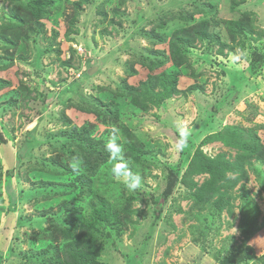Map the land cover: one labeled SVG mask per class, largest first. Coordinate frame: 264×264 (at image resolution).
I'll return each mask as SVG.
<instances>
[{
  "label": "rangeland",
  "instance_id": "obj_1",
  "mask_svg": "<svg viewBox=\"0 0 264 264\" xmlns=\"http://www.w3.org/2000/svg\"><path fill=\"white\" fill-rule=\"evenodd\" d=\"M30 1L0 0V264H62L84 226L87 264H261L264 0H54L38 18ZM230 126L245 151L200 144ZM113 136L137 193L113 175ZM199 147L241 169L194 177L195 195L180 178Z\"/></svg>",
  "mask_w": 264,
  "mask_h": 264
},
{
  "label": "trees",
  "instance_id": "obj_2",
  "mask_svg": "<svg viewBox=\"0 0 264 264\" xmlns=\"http://www.w3.org/2000/svg\"><path fill=\"white\" fill-rule=\"evenodd\" d=\"M243 2V0H240V2ZM54 4V0H31L29 3L26 4H20L19 6L24 7L30 13L34 18H38L42 14L46 13L47 8L51 7ZM238 1H234L232 4V7L237 5ZM237 27V25H234ZM2 28V27H0ZM180 30H176L175 33L171 36L172 41H170L171 48L175 49V52H179V46L178 44H183L185 43L186 46L191 47V42L189 40H186L181 37L180 35ZM1 35V34H0ZM3 41L6 43H10L7 39V37H3ZM196 38L199 41H203L206 39H213L217 40V43L219 45L217 54L219 56H223L224 54V49L229 46L225 43L219 42L218 37H216L215 34L209 32V31H198ZM157 39L161 40V36H158ZM176 41V42H175ZM178 42V43H177ZM230 51V50H229ZM91 67L90 69H92ZM87 69L86 71H88ZM85 71V73H86ZM144 91H147V89L144 88ZM153 97L158 98V93H153L152 91H148ZM173 92H175V85L170 89L167 93V96H170ZM155 101V100H154ZM154 104H157L154 102ZM227 131L225 132H217L211 135H208L201 141L200 144L205 145L206 143H210L213 140L214 141H219L222 142L225 146L228 147H236L237 149L241 151H245L243 145H240L236 142L235 136L237 135V130L233 129L231 126L225 128ZM79 135L81 137H86V131L82 130ZM86 140L89 143L96 144V145H101L103 141H96L92 138L87 137ZM95 145V146H96ZM202 146V145H201ZM96 157L98 154H95ZM101 157V156H100ZM96 160V159H94ZM96 161H94L95 163ZM241 169V165L238 163H229L227 160H225V156L223 154H218L214 158H210L207 156L203 150L199 147L195 150L193 153L192 157L189 159L187 166L180 178V183L185 189L189 191H193L195 195H198L199 192H203L202 188L194 181V177L200 176V175H207L208 176V182L210 184V187L213 189L216 187L220 182H225V183H230L229 179L227 177V173H236L237 170ZM86 185L89 184V179L83 178L81 179ZM205 191V190H204ZM224 196V195H222ZM218 199V201H217ZM217 204L215 203V206L219 208V211H221L223 208H226V203L224 202L223 199L219 200L220 198H217ZM220 201L222 202L220 204ZM102 210H104L105 214V204L100 203ZM99 208V209H100ZM92 237L93 233L86 227H81L80 231L78 232V235L76 237V240L73 242L67 244L66 246V251L67 254L65 255L64 261L62 264H87L90 260V254L92 253ZM258 261L261 264H264V255L258 259ZM221 264H226V263H221ZM229 264V262H228Z\"/></svg>",
  "mask_w": 264,
  "mask_h": 264
},
{
  "label": "clouds",
  "instance_id": "obj_3",
  "mask_svg": "<svg viewBox=\"0 0 264 264\" xmlns=\"http://www.w3.org/2000/svg\"><path fill=\"white\" fill-rule=\"evenodd\" d=\"M190 135L189 130L185 129L183 126H180V138L176 143V150L183 151L187 147L188 137ZM107 149L111 155V158L114 162L118 164L117 167L112 169L113 175L118 178H123L124 186L132 193H137L140 190L142 185L141 176L133 172L130 165L123 157V149L117 143L116 137H110L107 142ZM74 170L75 167H74Z\"/></svg>",
  "mask_w": 264,
  "mask_h": 264
},
{
  "label": "water",
  "instance_id": "obj_4",
  "mask_svg": "<svg viewBox=\"0 0 264 264\" xmlns=\"http://www.w3.org/2000/svg\"><path fill=\"white\" fill-rule=\"evenodd\" d=\"M92 71H95V68H92Z\"/></svg>",
  "mask_w": 264,
  "mask_h": 264
}]
</instances>
